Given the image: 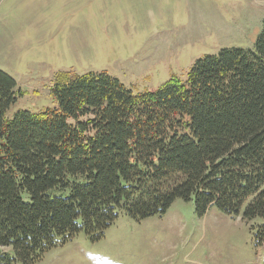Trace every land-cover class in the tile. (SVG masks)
<instances>
[{
  "label": "trees",
  "instance_id": "obj_1",
  "mask_svg": "<svg viewBox=\"0 0 264 264\" xmlns=\"http://www.w3.org/2000/svg\"><path fill=\"white\" fill-rule=\"evenodd\" d=\"M51 94L53 107L7 118L16 80L0 70L3 264H34L79 232L97 240L120 214L145 219L177 198L200 216L216 206L264 218V20L255 49L223 48L156 91L64 72Z\"/></svg>",
  "mask_w": 264,
  "mask_h": 264
},
{
  "label": "rangeland",
  "instance_id": "obj_2",
  "mask_svg": "<svg viewBox=\"0 0 264 264\" xmlns=\"http://www.w3.org/2000/svg\"><path fill=\"white\" fill-rule=\"evenodd\" d=\"M263 20L264 0H0V70L17 90L6 117L53 107L64 72H106L156 91L223 48L255 49ZM263 225L216 206L200 216L177 198L145 219L120 214L97 240L79 232L34 264H263ZM2 254L12 257L11 247Z\"/></svg>",
  "mask_w": 264,
  "mask_h": 264
}]
</instances>
